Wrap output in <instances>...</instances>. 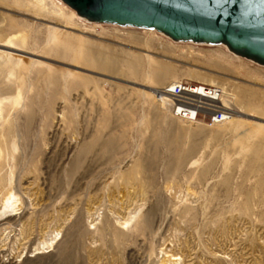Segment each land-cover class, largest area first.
Wrapping results in <instances>:
<instances>
[{"label":"rangeland","instance_id":"1","mask_svg":"<svg viewBox=\"0 0 264 264\" xmlns=\"http://www.w3.org/2000/svg\"><path fill=\"white\" fill-rule=\"evenodd\" d=\"M38 2L0 0V264H264V123L191 125L88 74L144 85L151 58L172 66L157 90L213 77L264 120V67Z\"/></svg>","mask_w":264,"mask_h":264},{"label":"water","instance_id":"2","mask_svg":"<svg viewBox=\"0 0 264 264\" xmlns=\"http://www.w3.org/2000/svg\"><path fill=\"white\" fill-rule=\"evenodd\" d=\"M92 23L154 30L175 42L225 45L264 67V5L260 0H61ZM143 90L147 87L105 77ZM242 118L264 123L247 115Z\"/></svg>","mask_w":264,"mask_h":264},{"label":"built area","instance_id":"3","mask_svg":"<svg viewBox=\"0 0 264 264\" xmlns=\"http://www.w3.org/2000/svg\"><path fill=\"white\" fill-rule=\"evenodd\" d=\"M158 98L166 100L172 117L190 124L217 126L233 116L224 90L216 86L181 81L166 85Z\"/></svg>","mask_w":264,"mask_h":264},{"label":"bare ground","instance_id":"4","mask_svg":"<svg viewBox=\"0 0 264 264\" xmlns=\"http://www.w3.org/2000/svg\"><path fill=\"white\" fill-rule=\"evenodd\" d=\"M43 1L44 0H39V2H38V4L40 5V6H42L43 7ZM37 2V1H36ZM75 16H77L80 20H82V21H85V22H87V23H89V24H93V25H97V26H101V25H103V24H98V23H92V22H90V21H88V20H86V19H83V18H81V17H79L74 11H71ZM158 34H161L162 36H165V37H167L166 35H164V34H162V33H158ZM174 42V41H173ZM174 43H179V42H174ZM197 45H204V46H211V45H208V44H197ZM5 46V45H4ZM220 46H222V47H225L226 49H227V51L229 52V53H231L233 56H235V57H238V58H240L239 56H237L235 53H233V52H231L225 45H220ZM5 47H7V46H5ZM147 50H148V47H147ZM146 50V51H147ZM145 51V52H146ZM148 52V51H147ZM159 54H160V56H162V57H166V58H168V59H173L172 57V51L171 50H167V49H164L163 47L162 48H159ZM148 53H150V52H148ZM9 57H11V54H9L8 55ZM147 56H148V54H147ZM149 57V56H148ZM19 60V59H18ZM142 61V59L139 57V58H136L134 61H133V63H131V72H130V74H128L126 77L127 78H130V79H135V80H138V74H137V67H138V65L140 64V62ZM247 61H249V62H252V63H254V64H257L256 62H254V61H252V60H247ZM19 62V61H18ZM147 62H149V66H150V69H151V72L149 73V75H151V74H154V76H153V81H150L148 78H147V80H146V82L144 83V85H142V86H145V87H147L149 90H148V92H152V95H155V98H156V100L157 101H159V102H161V103H163L164 105H166L167 106V104H166V100L165 99H162V100H160L159 98H158V94H159V92L166 86V85H168V84H176V83H178V82H181L179 79H172L171 80V82L170 83H168V84H166V85H164L161 89H159V90H157L156 89V87H158L157 85H159V84H161V82L164 80V78H165V75L166 74H168L169 72H171L172 71V66H170V65H167L166 63H164V62H158V61H154V60H152L151 58H148V61ZM109 64V65H108ZM107 65L108 66H106V70H107V68H109V72H114V71H112L111 70V65H110V63H108ZM257 65H259V64H257ZM260 66V65H259ZM189 79V78H188ZM189 80H192V81H196V82H199V84H203V85H209V86H216V87H220V88H222V87H224V92H225V95H226V97H227V102H226V100H225V102H226V105H228V106H230L231 108H232V104H231V100H230V98L232 99V98H235V95L234 94H230L229 92H228V87L227 88H225L226 86L224 85L225 83H220V82H218L215 78H213V77H211V78H207V79H202V80H198V79H193V77L192 78H190ZM195 82V83H196ZM224 82H226V81H224ZM229 82V81H228ZM230 84V83H229ZM230 88V87H229ZM240 89V88H239ZM243 90V89H242ZM143 91H145V90H143ZM147 91V90H146ZM145 91V92H146ZM231 92V91H230ZM244 92H246V91H244ZM232 93H234V92H232ZM252 94H254L253 92H252ZM242 95V94H241ZM248 95H249V93H248ZM246 96V95H245ZM250 96V95H249ZM252 96V95H251ZM250 96V97H251ZM242 97H243V95H242ZM256 97V95H254V96H252V98H255ZM246 98V97H245ZM249 98V97H248ZM248 98H247V100H248ZM256 99V98H255ZM5 100H7V98H4V99H1L0 100V107H1V105L4 103V101ZM251 101V100H250ZM243 102V101H242ZM242 102H241V104H240V106L242 105ZM246 102V101H245ZM245 102H243V103H245ZM252 102V101H251ZM250 102V103H251ZM247 104H248V102H246ZM258 106V105H257ZM250 107V106H249ZM242 108V107H241ZM245 108L243 107V110H244ZM252 109H254V110H260L258 107L257 108H252ZM255 112V111H254ZM263 114H264V111L262 112ZM241 115H242V113H241V111H234L233 110V116H232V118L230 119V121H228L227 123H232V122H234V121H236V119H238L239 117H241ZM1 116V115H0ZM184 123H187V122H184ZM188 124H190V123H188ZM224 124H226V123H224ZM224 124H221V125H224ZM191 125H202V124H191ZM259 130H261V129H259ZM262 130H264V128H262ZM13 199V198H12ZM12 200H11V197H9L8 198V200H7V203H8V205L10 204V203H12L11 202ZM6 203V202H5ZM14 204L15 203H12V205H10V208L11 207H13L14 206ZM4 206H6V204L4 205ZM6 207H8V206H6ZM6 207H4L5 209H7ZM51 242H49V243H47V244H45V247H43V249H48V248H50L51 247ZM39 252H40V250H39ZM41 253V252H40Z\"/></svg>","mask_w":264,"mask_h":264},{"label":"snow or ice","instance_id":"5","mask_svg":"<svg viewBox=\"0 0 264 264\" xmlns=\"http://www.w3.org/2000/svg\"><path fill=\"white\" fill-rule=\"evenodd\" d=\"M225 3H227V0H224ZM235 2V0H233ZM248 0H245V3L247 4ZM261 4L264 5V0H260Z\"/></svg>","mask_w":264,"mask_h":264}]
</instances>
